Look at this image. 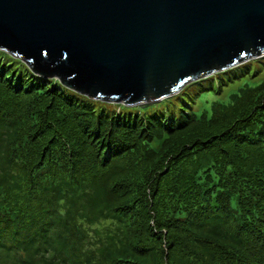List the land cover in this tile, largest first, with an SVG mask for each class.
Returning a JSON list of instances; mask_svg holds the SVG:
<instances>
[{
  "label": "trees",
  "instance_id": "1",
  "mask_svg": "<svg viewBox=\"0 0 264 264\" xmlns=\"http://www.w3.org/2000/svg\"><path fill=\"white\" fill-rule=\"evenodd\" d=\"M89 99L0 49V264H264V73L198 114Z\"/></svg>",
  "mask_w": 264,
  "mask_h": 264
},
{
  "label": "water",
  "instance_id": "2",
  "mask_svg": "<svg viewBox=\"0 0 264 264\" xmlns=\"http://www.w3.org/2000/svg\"><path fill=\"white\" fill-rule=\"evenodd\" d=\"M0 49L89 98L137 104L264 55V0H0Z\"/></svg>",
  "mask_w": 264,
  "mask_h": 264
},
{
  "label": "rangeland",
  "instance_id": "3",
  "mask_svg": "<svg viewBox=\"0 0 264 264\" xmlns=\"http://www.w3.org/2000/svg\"><path fill=\"white\" fill-rule=\"evenodd\" d=\"M249 61L251 75L244 72L243 63ZM254 71H257L254 74ZM264 73V57L251 58L225 70L217 71L208 76L192 80L185 84L180 91L157 101L125 104L89 99L96 110L105 109L111 113L120 110L122 114L131 116H147L152 114H178L180 109L201 113L208 109L210 101L214 99L227 100L229 94L238 86L248 81L250 84L258 82ZM221 85L220 89L219 86Z\"/></svg>",
  "mask_w": 264,
  "mask_h": 264
}]
</instances>
